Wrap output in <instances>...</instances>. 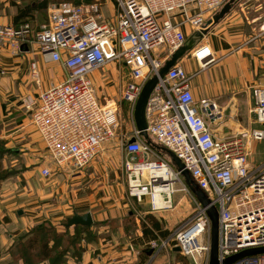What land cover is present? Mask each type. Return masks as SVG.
<instances>
[{
    "label": "built area",
    "instance_id": "built-area-1",
    "mask_svg": "<svg viewBox=\"0 0 264 264\" xmlns=\"http://www.w3.org/2000/svg\"><path fill=\"white\" fill-rule=\"evenodd\" d=\"M115 1V23L101 22L97 2L77 5L71 1L52 2L46 22L38 27L30 21L17 26L0 23V47L18 56L23 46L35 43L48 62L60 64L65 70L63 82L36 96L28 95L21 102L57 170L83 171L118 138L116 105L102 103L91 76L110 64L124 68L128 75L121 100L133 113L148 80L185 45L183 28L189 24L194 31H202L225 2ZM158 49L164 53L161 57L153 54ZM194 56L202 70L217 62L207 45ZM31 72L39 84L35 62ZM190 80L187 71L177 64L155 86L147 114L148 134L157 143L145 140L136 130L132 137L122 134L120 144L114 147L126 156L123 169L130 198L139 203L148 198L154 214L173 210L174 196L180 192L196 204L195 214L168 238L146 243L153 251L149 264H155L163 250L176 248L190 264H210L212 222L207 210L211 206L217 208L220 217V261L249 249L264 248V171H252L249 163L252 140H264V89L254 90L259 128L222 138L213 130L221 120L216 104L208 99L197 102ZM132 138L134 142H130ZM164 148L182 161L211 201L208 207L192 193ZM53 173L49 168L41 171L46 178ZM234 264H264V253Z\"/></svg>",
    "mask_w": 264,
    "mask_h": 264
},
{
    "label": "crops",
    "instance_id": "crops-1",
    "mask_svg": "<svg viewBox=\"0 0 264 264\" xmlns=\"http://www.w3.org/2000/svg\"><path fill=\"white\" fill-rule=\"evenodd\" d=\"M37 3V0H0V23L17 26L29 20L38 27L46 22L48 8L31 10L27 17L17 20L24 8L35 7ZM112 4L105 0L102 9L107 8L114 17ZM244 4L241 10L229 13L214 25L207 36L177 63L191 76L190 89L196 101L211 99L218 106L221 120L215 124L213 130L222 138L236 135L243 130L259 128L253 109L254 90L264 89V11L263 7H259L260 15L250 16L253 4ZM187 26L184 29L189 39L195 31ZM204 45L212 50L217 62L202 70L194 53ZM33 62L38 66L39 84L31 76ZM109 66V72L106 67L91 76L94 84L99 85L103 77L108 78L104 83L111 81L112 77H108L111 72L120 83L122 77L120 78L116 65ZM64 80L63 67L48 62L35 43L23 46L18 56L11 54L7 47H0V138H7V126L15 124L17 126L9 136L15 134L19 144L22 143L21 146L12 147L11 151L16 155L11 156L10 162V167L20 170V174L0 181V264H22L14 260L10 250L19 237L29 233L35 226L46 221L57 225L66 219L68 221L75 214L86 213L92 214V229L100 235L97 237L99 241L88 245L78 262L72 260L69 264H141L131 241L124 246L120 241H128L125 238L128 226L126 218L135 206L147 208H143L140 214H144V211L153 213L148 198L139 203L128 195L127 178L123 169L124 154L122 161H116L114 158L121 152L113 146H107L83 171L57 170L50 158L45 162L41 160L43 153L47 155V151L38 131L34 126L32 130L24 127L27 121L31 126V119L21 103L22 99L28 95L36 96ZM111 84L103 85L107 86L105 88L109 94ZM121 88L113 87L115 91L111 94L114 96L111 101L104 95H100L101 100L103 98L111 103H117L118 99L121 101ZM135 110L129 126L127 125L129 137L134 136L138 130ZM147 121L149 125V120ZM149 138L150 141L154 140L150 136ZM105 154L108 157L105 162L110 163L108 165L102 161ZM112 164H116L118 169L121 167L124 177L115 172V179L109 181L105 172ZM44 168L59 174L45 178L41 175ZM101 178L99 184L97 180ZM85 190L94 191V194H85L82 197ZM178 202L182 203L183 200ZM142 234L144 235L141 232L140 236ZM106 240L107 243L104 244ZM147 256H151L149 252ZM155 264H159L158 258Z\"/></svg>",
    "mask_w": 264,
    "mask_h": 264
},
{
    "label": "rangeland",
    "instance_id": "rangeland-1",
    "mask_svg": "<svg viewBox=\"0 0 264 264\" xmlns=\"http://www.w3.org/2000/svg\"><path fill=\"white\" fill-rule=\"evenodd\" d=\"M56 1H60V0H49V3L50 2L51 3L56 2ZM69 1H73V3L77 2V0H69ZM109 1H111L113 3L112 6H113L114 12H115L114 17L112 16V12H110L107 8L102 9V7H104L103 5L105 3V0H93L92 3L97 2L99 7H100V13H101L100 15L103 16L102 19H100L101 22L104 21V22L115 23L117 20V14H118L117 4H116L115 0H109ZM232 1H233V4L231 3ZM37 2H42V0H37ZM82 3L83 4H91V3H84V0H82ZM244 3H248V4L252 3L253 4L252 8L250 9V16H257V15L259 16L260 15L259 14L260 11L258 10L259 7H263L262 11H264V0H225L223 6L217 12H215L213 15H211V17L208 19V21L214 15L221 12V10H223V8L225 6L231 5L229 12L226 14V16H227V15H229V13L234 12L235 10L236 11L241 10L242 7H244V5H245ZM162 19H163V17L160 18V20H162ZM263 19H264V17H263ZM187 27L192 28L189 24ZM184 28H183V32L186 34V31ZM195 32H197V31H195ZM186 37H187V34H186ZM187 53L183 57H185L187 55ZM153 54H154V56H157V57H161L162 55H164V53L161 52V49L154 51ZM109 67L106 68L107 72H109L108 71ZM116 67H117V70L120 72V75H121L120 78L121 77L122 78L120 80V83H118V81H116V79H115V75L112 72L109 73L108 77H112L111 78L112 80L105 82V83H112L109 86L110 94L107 92V90L105 88L107 86L103 87V85L105 84L104 81L108 80V78L106 79V77H103V79L100 80L101 82L99 83V85L94 84L95 89L97 91V94L100 97V100H101V97L104 95L106 98H108L111 101L112 98L114 97L111 94H114V91H115L113 89V87L116 86V88H119V87L121 88V84L124 86V80L127 78L128 73H127V71L125 72L124 68H122L121 66L118 65ZM102 82H103V84H102ZM121 89H123V87ZM100 95H102V96H100ZM119 97L121 99V93H120ZM254 99H255V97H254ZM109 100H104L102 98V101L104 104H106L107 102H110ZM208 100L213 102L211 99H208ZM116 101H118V102L117 103L112 102L110 104L116 105V110L118 112V116H119V120H120L119 128L117 130L118 138H115L113 141H111L110 143L107 144V146H113V147L116 146L115 148H117L118 143L120 144V141L122 139L121 138L122 133H123V135L127 134V130L129 129L127 127V125L129 126V123L132 120V111H133L128 104L123 102V100L120 101L118 99ZM214 104H216V103H214ZM255 106H256V100H255L254 109H255ZM147 108H148V105H147ZM254 109H253V113H254ZM217 112L220 114V112L218 111V106H217ZM146 115H147V119L149 120L147 111H146ZM27 116L29 117V119H31L30 114H27ZM16 126L17 125H15V124L14 125L13 124L8 125L7 126L8 137L4 138V139L0 138V147H4V149L6 150V152L4 154L0 155V176L6 174V172L8 173V172H11L12 170H17L16 168L10 167V162L12 160L11 156L16 155L11 150H12V147H14L16 145L21 146L22 143L19 144V142H18L19 139L17 138V136L16 137L14 136L15 134H13L12 136H9L10 134H12L14 132L12 129ZM24 127L29 128V130L30 129L32 130L33 125L31 123V126H30V122L27 121ZM14 137L16 139H14ZM153 142L157 143L155 140ZM124 145H125V142H124ZM156 146L161 148L158 144H156ZM250 149H251V152L249 154V163H250V167H251L252 171H255V170L264 171V140L259 141V142L252 140L251 145H250ZM7 150L10 152L7 153ZM105 155L106 156L104 158H102V161H104L105 165L106 164L108 165L110 163L105 162L108 158L107 154H105ZM166 156L168 157L169 161L174 165L171 158L167 154H166ZM124 157H125L124 160H126L125 155H124ZM47 159L49 160V156H48V154L46 155V153L44 152L43 156L41 157V160H43L45 162ZM114 160L122 161V153H118V156H116L114 158ZM5 161H6V163H5ZM43 161H42V163H43ZM141 161H143V160H141ZM115 172H118L117 174L120 175V177H124L122 175L121 167L118 169L116 164H112V165H109V168H107V171L105 172V173H107V175L109 177L108 178L109 181L115 179V177H116ZM57 173L58 172H56V173L54 172L53 174H57ZM60 179L62 180V177H60ZM101 180H102V178L97 180V182H99V184H100ZM124 180H125V178H124ZM85 194L87 196H90V195L94 194V191L85 190L84 192H82V197ZM180 199L183 200L182 203L178 202ZM143 208L145 210H147V208H145L143 206H141V207L135 206L134 209L132 210V212H130V214L127 216L126 219L128 220V226H127L126 232H125L127 237H125V238L128 241L121 240L120 244H122V246H124L125 244L130 243L129 241H131V246L136 250V252H138L137 256H138L139 262L141 261V264L142 263L143 264L144 263L149 264L152 261H151V258L147 256V253H145V251L150 252L152 250L148 247V245H146V243H148L149 241H152V240H157V239H153L152 237H149L150 239L147 238L143 241V239L146 237L143 234L140 236V233L141 232L143 233L144 226L146 225L147 227H149V225H150V222H149V220L146 219V216H154L156 219H158V221L161 224L163 231H168L169 236H170L174 231H176L183 224H185L187 221H189L190 218L195 214L196 204L193 201V199L190 198V196H188L184 192H180V193H177L174 197V209L173 210H167L166 212L162 211L164 213H162V212H159L157 214L153 213L152 215L147 213V211H144L143 212L144 214H140V211H142ZM160 216H162V217H160ZM48 223L53 227L56 234L61 236V242H60L59 248L55 247V253L56 254L62 253L64 256V259L67 260V262H70L72 260L78 262L82 256V254L84 253V251L88 247V245L99 241V238H97V237H100V235H98L95 232V230L92 229V227H89L88 232H86L85 229H83V228L82 229L79 228V231H78V230H76L75 226L67 228L65 226L67 223V219L64 221H61V223L57 224V225H54L53 223H51L49 221H48ZM26 235L27 234L19 237L17 239L16 243L21 241L22 238H24ZM50 237L54 238V234ZM28 239H29V236H27L23 240L26 242ZM161 240H163V239H161ZM157 241H159V240H157ZM106 243H107V240L104 244H106ZM54 245H55V243L53 241H51L49 244V247H51V246L53 247ZM14 252H13L14 254H17V250H14ZM32 254L34 256H37V257L30 260L31 264H51L50 261L43 263L44 262L42 259L43 253L41 252L40 246H38V249L33 251ZM56 254H54L53 256H55ZM156 261H157V259L155 260V262ZM19 262L22 264H27L24 260H19L17 263H19ZM168 262H170L171 264H190L188 259L184 258L179 252H176L173 249L163 250L162 253L158 257V263L159 264H167Z\"/></svg>",
    "mask_w": 264,
    "mask_h": 264
},
{
    "label": "water",
    "instance_id": "water-1",
    "mask_svg": "<svg viewBox=\"0 0 264 264\" xmlns=\"http://www.w3.org/2000/svg\"><path fill=\"white\" fill-rule=\"evenodd\" d=\"M233 4V1L231 2ZM231 5H227L221 10V12L214 15L206 24L205 28L202 31L195 32L189 39L186 41L185 45L181 47L172 57L168 60L165 65L161 68L158 75H154L152 78L148 80L146 83L142 94L137 102L136 110H135V120L137 124L138 131L141 132V135L149 140L148 134V121H147V105L149 102V98L157 85L160 78H163L168 71L175 65H177L178 61L183 58V56L191 51L197 43L204 39V37L209 33L211 28L222 20L226 14L229 12ZM135 138H132L130 142H134ZM166 154L171 158L174 165L177 167L179 171L182 172V175L189 186L192 193L197 197L198 201L204 206L208 207L211 204V201L208 199L206 194L199 189V187L194 183L191 178L190 173L185 170V167L182 161L170 150L163 149ZM208 215L212 222V249H211V260L210 264H234L235 262L249 256H255L258 254L264 253V248H256L249 249L243 251L237 255L231 256L223 261L219 259V212L216 207L211 206L208 210ZM82 225L86 227H92L93 225V217L91 213H86L83 215L75 214L72 218H70L66 227L70 228L73 226ZM176 252H179L180 249L176 248ZM153 251L149 252V255H152Z\"/></svg>",
    "mask_w": 264,
    "mask_h": 264
},
{
    "label": "trees",
    "instance_id": "trees-1",
    "mask_svg": "<svg viewBox=\"0 0 264 264\" xmlns=\"http://www.w3.org/2000/svg\"><path fill=\"white\" fill-rule=\"evenodd\" d=\"M60 1H69V0H60ZM92 2L93 0H84V3H92ZM50 3L49 0H42V2H38L35 7L24 8L20 13V15L17 17V20L19 21L20 19L27 17L28 14L31 12V10L47 9ZM74 3L77 5L83 4L82 0H77V2ZM5 152L6 150L4 149V147H0V155L4 154ZM8 152L10 151L7 150V153ZM17 174H20V170H12L11 172L8 173L6 172V174L0 176V181L7 180L13 176H16ZM146 219L149 220L150 225L149 227L145 225L143 228V233L145 237L148 238L152 237L153 239H157L159 241H161V239L165 240L166 238H168L169 232L163 231L158 219H156L154 216H146ZM75 228L78 231L79 228L85 229L86 232H88L89 230V227L82 225H77L75 226ZM53 234H54V238H51L50 236H52ZM27 236H29V239L25 242L23 239L26 238ZM24 238H22L21 241L17 242L14 245V247L10 250L12 257L16 262H18L19 260H24L27 264H31L30 260L37 257L34 256L32 252L37 250L38 246H40L41 252L43 253L42 256V259L44 261L43 263L50 261L51 264H69V262H67V260L64 259L62 253L59 254L55 253V247L59 248L61 242V236L56 234L53 227L48 223V221L35 226L29 233H27V235ZM51 241L55 243L53 247L52 246L49 247ZM14 250H17V254H14L15 253ZM145 253L148 252L145 251ZM54 254L56 255L53 256Z\"/></svg>",
    "mask_w": 264,
    "mask_h": 264
},
{
    "label": "bare ground",
    "instance_id": "bare-ground-1",
    "mask_svg": "<svg viewBox=\"0 0 264 264\" xmlns=\"http://www.w3.org/2000/svg\"><path fill=\"white\" fill-rule=\"evenodd\" d=\"M157 203H158V205H159V204H161V202H160L159 200H158V202H157Z\"/></svg>",
    "mask_w": 264,
    "mask_h": 264
}]
</instances>
